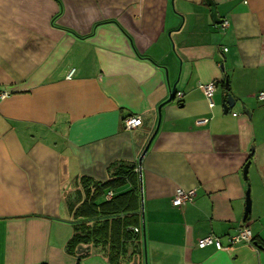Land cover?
I'll return each instance as SVG.
<instances>
[{"label": "crops", "instance_id": "obj_1", "mask_svg": "<svg viewBox=\"0 0 264 264\" xmlns=\"http://www.w3.org/2000/svg\"><path fill=\"white\" fill-rule=\"evenodd\" d=\"M213 2L0 0V264H264V0Z\"/></svg>", "mask_w": 264, "mask_h": 264}, {"label": "built area", "instance_id": "obj_2", "mask_svg": "<svg viewBox=\"0 0 264 264\" xmlns=\"http://www.w3.org/2000/svg\"><path fill=\"white\" fill-rule=\"evenodd\" d=\"M226 25H227V22L225 20L220 23L221 28H224ZM224 50H226V47L224 48ZM74 71H75L74 68H70L67 71L65 77L70 78L74 74ZM216 87H217L216 80H213L207 83H202L200 85V88L204 94L208 107H212L214 105L213 94L216 90ZM7 94H8L7 91H0V97H4ZM173 95L176 98H179L181 96V92L176 91L174 92ZM256 98L259 101H264V91L258 92L256 94ZM232 115H235V113H232ZM206 121H207V118H199L196 120V123L204 124ZM140 122H141V119L138 116L132 115V116H126L123 119L122 124L125 129L130 130L138 126ZM110 195H111V192H108V196ZM194 195L195 193L193 190H184L182 188H176L174 195L171 199V202L173 205H176V206H184L185 204L192 202ZM251 240H252L251 234H250L249 228L246 225H241L240 227L236 229L234 233L228 234L225 237V243L226 245H229V246L242 243V242H250ZM210 244H213L217 249L223 246L220 238L213 234H207L205 236H202L198 238L196 241V245L198 247H204Z\"/></svg>", "mask_w": 264, "mask_h": 264}, {"label": "water", "instance_id": "obj_3", "mask_svg": "<svg viewBox=\"0 0 264 264\" xmlns=\"http://www.w3.org/2000/svg\"><path fill=\"white\" fill-rule=\"evenodd\" d=\"M204 1L209 7V15H210L211 20L215 23L220 22V19L216 16L215 4H214L213 0H204ZM225 88H226L227 92H226V95L222 101V107H223V110L226 112L229 108H232L235 105L236 99L231 94L229 87L227 85ZM173 93H174V90L172 89L170 92V95H169V99L172 98ZM243 112L246 114H249L245 108H243ZM154 133L155 132H153V134L150 136V138L148 139L147 143L145 144L143 150L141 151L139 158H138L139 160L141 159L142 155L147 150L148 145L150 143V140H151L152 136L154 135ZM249 163H250L249 160L246 161L242 167V175H243L244 179H246V177H247V168L249 166ZM249 210H250V198H249V189L247 188L245 191V205H244V212H243V220L247 217ZM262 249L264 250V248H262Z\"/></svg>", "mask_w": 264, "mask_h": 264}, {"label": "trees", "instance_id": "obj_4", "mask_svg": "<svg viewBox=\"0 0 264 264\" xmlns=\"http://www.w3.org/2000/svg\"><path fill=\"white\" fill-rule=\"evenodd\" d=\"M116 179H122V178H116ZM112 181H113V179L111 180H107V181H105V182H103V183H101V184H99L98 186H99V188H102V187H105L106 188V186L107 185H114V184H116V183H112ZM125 194V193H124ZM123 194H118V195H115V196H113L110 200H108V201H106V202H103V203H100L99 205H102V207L103 208H105L106 210V212L105 213H109V212H112V213H114V214H112V215H117L116 213H123L125 210H126V207L125 206H123V207H121L119 210H115V206L117 205V201L119 200V197H121ZM91 203L93 204V201H91ZM111 207H113V210H112V208ZM129 229H130V227H127V225H124V228H123V230H124V232H126V233H129ZM73 238H75V239H77L76 237H74L73 236ZM255 244L257 245V246H261V245H259V243H257V242H255Z\"/></svg>", "mask_w": 264, "mask_h": 264}]
</instances>
